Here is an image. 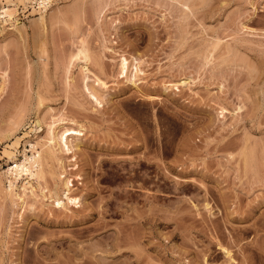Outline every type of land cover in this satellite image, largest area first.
<instances>
[{
  "label": "rangeland",
  "instance_id": "374dc122",
  "mask_svg": "<svg viewBox=\"0 0 264 264\" xmlns=\"http://www.w3.org/2000/svg\"><path fill=\"white\" fill-rule=\"evenodd\" d=\"M38 1L0 0V264H264V0Z\"/></svg>",
  "mask_w": 264,
  "mask_h": 264
},
{
  "label": "bare ground",
  "instance_id": "6f19581e",
  "mask_svg": "<svg viewBox=\"0 0 264 264\" xmlns=\"http://www.w3.org/2000/svg\"><path fill=\"white\" fill-rule=\"evenodd\" d=\"M49 1L50 0H40L38 2L41 5H46L47 2H49ZM11 14L12 13H10V9L9 8H2L0 10V19L1 18H5V17H10ZM38 19L40 21H42L44 19V16H40V18H38ZM81 52L82 51H80L78 53L76 52V53H77V55H80ZM84 52H85V50H84ZM77 59L79 60L80 58L77 57ZM82 59L85 62L84 64H86L87 63L86 62L87 61L86 54H85V56ZM120 69H121V73L122 74L123 73H125V74L127 73V70H128V62H127V60L125 58H122V60L120 62ZM134 69H135V71H137L136 66H135ZM84 77H85V79H87L86 76H84ZM182 82L184 83V81H182ZM84 87H85V90L88 92V94L94 99V101L96 103L100 104L98 102V99L95 97L96 95L94 96V94H93V92H95V91H92V89L89 88L87 84H85ZM95 93H97V92H95ZM61 119L60 120L57 119L58 121L56 120L51 125H49V131H48L49 140L48 141H49V144H52L53 145V147H50V155H54L53 152L56 149L60 153H65V154H68L69 155V154H72V152H73L72 150L75 151V149L78 150V148H79V143H76L72 147L69 146L68 145V138L69 137L70 138L77 137V136L79 137L80 134H81V132L83 131V130L81 131L82 128H79L77 130H74V129H71V128L70 129H64V130H61V132L58 134L57 130L59 128H61V126H63V125H61L62 124L61 123L62 122ZM31 149H32V151H31L32 153H31L30 156H24V159H22V161H19V162L18 161H14L12 163L11 167H9L7 169V174H9L11 177H13V180H14L13 182L16 183L17 181H19L22 178V176H24L25 179L27 180L28 186H25L24 184H21V186H20L21 187V193H20V195L17 194V193L14 194L15 197L16 196L18 197V198L17 197L16 198L19 199L20 203H23L24 202L23 197L25 196V193L27 191L28 192H32L34 190L33 179H37L38 177H40L39 175H40V172H41V166H42V162H43L42 155H41V152L40 151H36V149H35V147L33 145L31 146ZM60 166H61V169H62V161H60ZM9 185L11 186V183H9ZM12 186L14 187V185H12ZM66 187H72V184L70 183L69 180H68V182L66 184ZM31 194H33V193H31ZM67 201H68L69 204L74 205V206H77L79 204V200L77 198H68ZM226 254L228 255L229 252L226 251Z\"/></svg>",
  "mask_w": 264,
  "mask_h": 264
}]
</instances>
